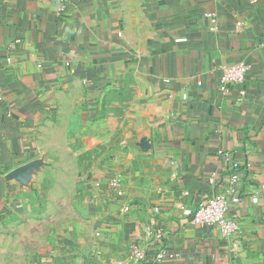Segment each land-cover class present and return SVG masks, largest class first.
I'll list each match as a JSON object with an SVG mask.
<instances>
[{"label": "crops", "instance_id": "obj_1", "mask_svg": "<svg viewBox=\"0 0 264 264\" xmlns=\"http://www.w3.org/2000/svg\"><path fill=\"white\" fill-rule=\"evenodd\" d=\"M224 190L234 238L192 220ZM13 216L46 223L54 264H264V0H0V228Z\"/></svg>", "mask_w": 264, "mask_h": 264}, {"label": "built area", "instance_id": "obj_2", "mask_svg": "<svg viewBox=\"0 0 264 264\" xmlns=\"http://www.w3.org/2000/svg\"><path fill=\"white\" fill-rule=\"evenodd\" d=\"M222 69L223 73L221 81L224 85L243 84L249 70V65L244 62H236L224 65ZM240 95L242 99L245 97L246 91L241 89ZM219 153L223 156L224 160L231 165L233 170L241 168L242 163L234 159L231 153L224 150H220ZM238 177V172L230 175L232 185L238 180ZM209 181L211 184H215L214 177H210ZM109 184L118 195L123 193L121 179L118 175L112 176L109 179ZM230 192L231 190L215 191L208 200L197 205V207L191 211L193 222L199 225L212 226L225 238H234L238 235V233L241 232V222L238 218L229 215ZM124 209L129 210L130 207L127 205ZM135 255L139 260L144 259L146 256L145 252L139 249L136 250ZM180 256V253L176 251L160 249L156 253L154 260L156 262H162L166 260H174Z\"/></svg>", "mask_w": 264, "mask_h": 264}, {"label": "rangeland", "instance_id": "obj_3", "mask_svg": "<svg viewBox=\"0 0 264 264\" xmlns=\"http://www.w3.org/2000/svg\"><path fill=\"white\" fill-rule=\"evenodd\" d=\"M40 216L31 221L14 217L0 228V264H54L55 253H48L50 233ZM46 249V251H45Z\"/></svg>", "mask_w": 264, "mask_h": 264}, {"label": "trees", "instance_id": "obj_4", "mask_svg": "<svg viewBox=\"0 0 264 264\" xmlns=\"http://www.w3.org/2000/svg\"><path fill=\"white\" fill-rule=\"evenodd\" d=\"M240 170H241V168L238 169V170H233V169H232L231 174H232V173H236V172H238V173L240 174Z\"/></svg>", "mask_w": 264, "mask_h": 264}]
</instances>
